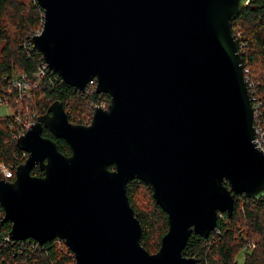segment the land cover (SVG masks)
I'll return each mask as SVG.
<instances>
[{
	"label": "water",
	"instance_id": "1",
	"mask_svg": "<svg viewBox=\"0 0 264 264\" xmlns=\"http://www.w3.org/2000/svg\"><path fill=\"white\" fill-rule=\"evenodd\" d=\"M249 1L37 0L44 23L32 40L45 62L81 91L96 78L110 104L83 124L54 100L17 139L28 157L13 180L0 178L13 239L60 238L76 264H195L184 254L192 233L207 238L236 194L264 197V153L232 27ZM134 179L168 216L156 252L141 242L127 192Z\"/></svg>",
	"mask_w": 264,
	"mask_h": 264
},
{
	"label": "trees",
	"instance_id": "2",
	"mask_svg": "<svg viewBox=\"0 0 264 264\" xmlns=\"http://www.w3.org/2000/svg\"><path fill=\"white\" fill-rule=\"evenodd\" d=\"M43 21L44 11L36 0H0V40L3 42L0 46V79L5 74L17 72L33 75L43 54L37 48H31L30 41ZM232 27L234 33L236 28L241 31L238 46L243 65L258 83L256 92L263 102L264 116V0H250ZM36 92L33 103L48 108L54 100H60L72 122L82 120L89 103L100 97L96 93L88 95L82 92L60 76L56 79L51 77ZM106 97L110 98L108 94ZM10 119L0 116V166L17 167L27 156L17 146V139L12 137ZM42 134L56 141L60 151L71 154L64 138L55 136L46 127ZM32 173L43 174L39 166H35ZM127 192L142 224L141 242L150 252H156L169 227L167 213L156 203L144 181H130ZM3 219H0V264H75L73 251L60 238L42 244L33 238L5 240L11 230V222ZM240 253L243 262L238 258ZM184 254L194 256L195 264H264V197L254 199L236 194L233 213L230 216L220 214L217 227L207 238L192 233Z\"/></svg>",
	"mask_w": 264,
	"mask_h": 264
},
{
	"label": "built area",
	"instance_id": "3",
	"mask_svg": "<svg viewBox=\"0 0 264 264\" xmlns=\"http://www.w3.org/2000/svg\"><path fill=\"white\" fill-rule=\"evenodd\" d=\"M42 29L43 25L42 27L36 29L33 33L30 41L31 48L35 47L32 38L35 35L40 34ZM234 35L238 41L240 39L241 33L236 31ZM59 76V73L51 69L45 62L44 58L38 63L37 69L34 71L33 75H30L26 72H17L14 75L5 74L2 76V78L0 79V105L10 111L3 116L11 118L10 126L12 128L13 138L18 139L38 120L41 115L47 113L49 107L46 108L40 104L33 103L32 100L35 96H37L36 91L39 90L42 86H45L47 82L50 81L51 77L56 79ZM244 79L248 87L250 99L253 105V122L255 130L254 142L256 143V147L264 153L263 102L256 92V86L258 85V83L252 77L248 68H244ZM97 84V79L92 78L86 85L85 90L82 92H86V94L88 95H93L96 93L99 94L100 97L93 99L89 103L88 110L84 113V117L82 120L73 123L90 124L94 118V113L97 108H108L110 104V98L106 97V93L97 92ZM65 110L67 112L66 108ZM23 152L24 155L28 157V152L24 150ZM15 171L16 167H14L13 165L0 166L1 178L13 180L15 178ZM4 216L5 210L2 206H0V219L4 218ZM4 238L5 240H16L13 239L10 234L6 235Z\"/></svg>",
	"mask_w": 264,
	"mask_h": 264
},
{
	"label": "rangeland",
	"instance_id": "4",
	"mask_svg": "<svg viewBox=\"0 0 264 264\" xmlns=\"http://www.w3.org/2000/svg\"><path fill=\"white\" fill-rule=\"evenodd\" d=\"M237 32H240L241 33V31H239L238 30V28H236L235 29ZM0 46L2 45V41L0 40ZM251 73V72H250ZM10 111L9 110H7L6 108H4L3 106H1L0 105V116H2V115H5V114H7V113H9ZM141 198H145L144 196H141ZM215 230V229H214ZM238 258H239V260H240V262H243V256H242V254L240 253L239 254V256H238Z\"/></svg>",
	"mask_w": 264,
	"mask_h": 264
}]
</instances>
